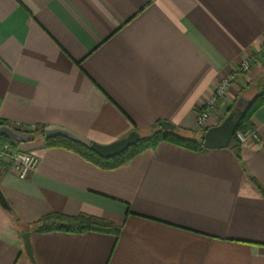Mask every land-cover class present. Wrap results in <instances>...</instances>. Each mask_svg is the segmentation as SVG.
Returning <instances> with one entry per match:
<instances>
[{
	"label": "crops",
	"instance_id": "crops-1",
	"mask_svg": "<svg viewBox=\"0 0 264 264\" xmlns=\"http://www.w3.org/2000/svg\"><path fill=\"white\" fill-rule=\"evenodd\" d=\"M263 42L264 0H0V120L101 144L161 121L196 131L233 74L214 126L259 91ZM250 119L258 138L240 144L241 159L163 141L104 169L42 137L23 143L36 169L0 175L22 223L87 213L123 227L118 237L31 231V259L0 205V264H264V105Z\"/></svg>",
	"mask_w": 264,
	"mask_h": 264
},
{
	"label": "trees",
	"instance_id": "trees-1",
	"mask_svg": "<svg viewBox=\"0 0 264 264\" xmlns=\"http://www.w3.org/2000/svg\"><path fill=\"white\" fill-rule=\"evenodd\" d=\"M262 105H264V80L260 83V89L252 98V104L246 110L245 115L240 120L236 132L254 130L251 119L253 114L258 110ZM233 108V107H232ZM231 108V109H232ZM230 109V110H231ZM222 121V120H221ZM220 121V122H221ZM10 125V123L0 120V125ZM44 127L40 126L35 129H30L35 139L42 137L44 140V145L46 147H64L69 150L75 151L95 165L104 168V169H114L124 164H127L135 155L143 152L148 148L156 147L160 142L166 141L172 143L179 147H184L193 151H202L205 150L202 146L203 139V130L197 129L196 131H186L175 127V130L169 131L165 130L157 124L154 127L147 129L149 132L143 133L140 131V139L134 143L132 146L126 148L123 152L118 155H115L110 158L102 157L96 154L94 151H91L88 147L67 139L63 136H57L54 138H44ZM145 131V130H144ZM236 132L234 134V141L230 144L229 148H232L237 158L241 159L240 155V142L237 139ZM5 144L9 146L7 149L8 153H14L17 151L23 143L12 141L6 136H0V147H3ZM1 175V172H0ZM260 187V186H259ZM261 188V187H260ZM9 212L12 215L14 221L19 225L21 229V235L24 232H65V233H85V232H96L104 234H112L114 236H119L122 232L121 224H117L102 217L95 215H90L87 213H78L75 215H66L59 212H51L43 215L41 218L35 222L25 224L22 223L19 214L13 207H9Z\"/></svg>",
	"mask_w": 264,
	"mask_h": 264
},
{
	"label": "water",
	"instance_id": "water-1",
	"mask_svg": "<svg viewBox=\"0 0 264 264\" xmlns=\"http://www.w3.org/2000/svg\"><path fill=\"white\" fill-rule=\"evenodd\" d=\"M251 104L252 99L244 100L240 97L234 107L228 112V114L219 124L210 126L204 131L202 146L206 149L229 147L234 141V134L238 128L240 120L243 118L247 108ZM160 126H162V128L165 130H175V125L167 121H161ZM139 135V132L133 131L122 139L116 140L109 144H101L85 138V136L66 127H59V125H47L44 127L43 137L48 139L57 136H63L88 147L91 149V151H94L96 154L102 157L110 158L120 154L126 150V148L136 143L140 139ZM0 136H6L9 138V140L11 139L12 141L19 143H28L34 141L35 139V136L31 132L17 129L6 124L0 125ZM1 191L2 190L0 188V205L5 208H9L10 205H8L9 203ZM22 239L25 252L27 253L26 255L32 259L33 253L31 242H29L30 232H24L22 234Z\"/></svg>",
	"mask_w": 264,
	"mask_h": 264
},
{
	"label": "built area",
	"instance_id": "built-area-1",
	"mask_svg": "<svg viewBox=\"0 0 264 264\" xmlns=\"http://www.w3.org/2000/svg\"><path fill=\"white\" fill-rule=\"evenodd\" d=\"M262 51H264V42L262 45ZM256 61V57H247L243 59L236 72H248L249 67L252 66L253 62ZM234 79L233 74L227 77H224L215 91L211 94V96L207 99L204 106L201 107L198 116H197V125L199 130H206L208 127L206 126L208 120L212 118L214 113L216 112L218 104L220 100L225 96L228 89L231 87V84ZM14 128L29 131L30 129L21 128V125H12ZM236 136L240 144H244L249 140H256L257 134L254 130L248 131H238L236 132ZM9 146L5 144L3 147H0V171L5 172L10 168H13L17 173L18 177L24 179L27 177L32 171L36 169V165L38 164V156L30 150H24L19 148L14 153H8L7 149ZM7 159L4 162L3 159Z\"/></svg>",
	"mask_w": 264,
	"mask_h": 264
},
{
	"label": "rangeland",
	"instance_id": "rangeland-1",
	"mask_svg": "<svg viewBox=\"0 0 264 264\" xmlns=\"http://www.w3.org/2000/svg\"><path fill=\"white\" fill-rule=\"evenodd\" d=\"M147 132H149V130H145V131H143V133H147ZM201 132H203L204 133V130L203 131H201ZM4 160V162H6L7 161V159L5 158V159H3ZM1 172V171H0Z\"/></svg>",
	"mask_w": 264,
	"mask_h": 264
}]
</instances>
